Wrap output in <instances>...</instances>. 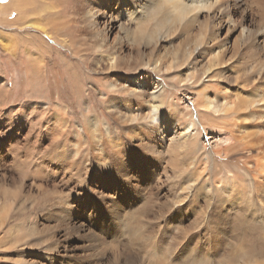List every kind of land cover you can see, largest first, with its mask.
<instances>
[{"label":"bare ground","instance_id":"obj_1","mask_svg":"<svg viewBox=\"0 0 264 264\" xmlns=\"http://www.w3.org/2000/svg\"><path fill=\"white\" fill-rule=\"evenodd\" d=\"M0 11L11 32L33 29L36 50L58 52L45 35L67 51L82 111L73 122L65 106L50 111L46 88L23 102L25 123L50 115L47 147L38 159L8 151L18 179L0 175V264H264V0H10ZM70 30L89 42L78 57L96 85L69 64ZM11 35L4 51L21 55L27 86L41 84L44 61ZM47 169L78 189L36 181ZM11 209L22 220L3 228Z\"/></svg>","mask_w":264,"mask_h":264},{"label":"rangeland","instance_id":"obj_2","mask_svg":"<svg viewBox=\"0 0 264 264\" xmlns=\"http://www.w3.org/2000/svg\"><path fill=\"white\" fill-rule=\"evenodd\" d=\"M9 1L10 0H0V5H5L9 3ZM3 18L4 17H2L1 11H0V80L3 81L6 88L8 87L6 90L4 89L0 91V154H1L0 155V159H1L0 160L1 161L0 175L2 173H6V175L11 177L13 181H15L16 179H18L16 178L17 176L16 174L18 173H17V170L15 171L14 165L11 163V160H10L11 157L8 154V151L19 152L20 149L22 148H25L28 146L34 147L35 153H33L32 157L30 158L38 159L40 157L39 155L43 153L44 148L47 147L46 146L47 143L45 144V142L41 141L42 137L40 136H42L44 129H42L40 125H43L47 121L50 115L43 116L42 113L35 112L33 114V117H31L32 119H30L32 120L31 123H25L21 117V111L24 105L23 102H26L27 100H30V99L37 100L40 97V95L43 94V92L46 93V90H47L46 96L48 94L49 96L48 98L51 100V103H52L50 111H55V110L59 111L60 109L63 108L62 106H65L66 112H69L68 117H69L70 122H73L77 118L79 119V114L82 111L76 105L73 90L71 89V86L67 82L68 81V76L66 74L67 67H64L63 60L61 59V56H60L61 53L63 54L64 51L65 52L67 51L59 47V42L55 43L53 39L46 37L45 35H43V33H41L40 36L42 37L43 35L45 41L48 42V45L51 48L57 49L58 52H55V51L48 52L43 48L41 49L37 48L36 50L35 48H33V46L38 45V42L36 41V39L32 38V33H33L32 28L30 29L29 27L26 30L21 29L22 30L20 31L21 33L19 31L14 30L16 32V34H14L15 33L14 31H12L13 32L12 33L10 29L7 28V25L4 23ZM14 18H15V14H11V16L9 17V20H13ZM17 34L19 36L17 38H19L20 40L19 39L14 40L15 38L14 39L12 38L13 42L18 43L17 45L14 44L13 46L17 47L18 49L20 47H22L23 49L27 47L26 48L27 50H29L30 52H33L36 60L39 59V60L44 61V69L46 71L45 76L47 77V79L44 82L42 81L41 84H36L35 86H27L26 85L27 81L25 80L26 75H25L24 65H23V62L21 61V58H19V56L21 55H17L16 57L14 56L15 58L11 56V59H10L8 52L4 51V48L7 50L6 46H9L8 42L11 44L10 41H6V40H10L8 38L9 35L14 37ZM69 35L77 43L75 54L73 53V56H71L70 53H67L71 61L69 63L70 66L75 70V73L79 75L78 77L79 79L82 80L83 84H86L88 81L92 85L95 84L94 80L91 79L90 81L87 79L86 68L82 60L78 57V56H81L80 54L84 53L83 49L85 45H82V46L80 45L82 43H85L86 45H88L89 42L86 39L83 40L80 37V34H78L77 32L73 30H70ZM113 35H114V32L110 36V39H112ZM81 40L83 42H81ZM19 44L21 46H19ZM18 51L20 52V50ZM128 74H131V71H129ZM25 88H32V90L26 91ZM178 98H182L183 101L185 102L184 103L185 105L190 103V102H187L186 97L183 98V96L180 93H178ZM87 102L95 108L96 112L100 113L98 111L99 105L96 103V101L94 100L91 94L87 96ZM56 173L58 172L47 169V174L45 175L43 180H40V179L36 180V178L35 179L33 178L30 181L32 180L39 181L42 184L49 185V188L57 187L60 190H63L65 194L67 195L72 194L74 190L78 189L75 187L73 183H67L66 181H64L63 183V181H60L61 176ZM13 210L15 209H11L10 213L3 216V219L5 220V225L3 228L8 229L10 225L13 224L14 222L18 224L19 222H17V220H22L21 218L23 216L22 217L19 216L20 210H15L16 211L15 213H13L14 212ZM36 210L38 209H31V211H25V213L23 214L24 216H27L28 214L27 217L31 218L32 216H35ZM38 212L39 211H37V213ZM6 236H7L6 233H3L0 231V262L2 261V258H3L2 253L3 252L6 253V251H3L2 249V247H4L6 243V239H7V238L5 239ZM17 238L19 239V241H17L16 243L17 248L19 247L21 248L22 245L30 241L29 239H25V240L21 239L20 234L17 236ZM13 248L14 247H12L11 249L13 250Z\"/></svg>","mask_w":264,"mask_h":264}]
</instances>
